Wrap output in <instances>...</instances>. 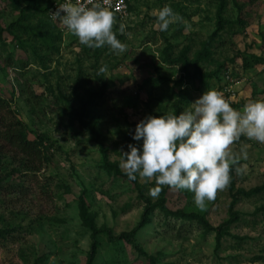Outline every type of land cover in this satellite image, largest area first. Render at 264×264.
Wrapping results in <instances>:
<instances>
[{"label":"rangeland","instance_id":"374dc122","mask_svg":"<svg viewBox=\"0 0 264 264\" xmlns=\"http://www.w3.org/2000/svg\"><path fill=\"white\" fill-rule=\"evenodd\" d=\"M51 2L0 0V96L50 156L36 173L4 160L0 264H264V144L233 145L246 148L245 171L204 209L168 186L153 199L155 179L119 167L121 151L142 146L132 136L146 116L178 114L208 89L236 109L264 99V0H129L115 16L119 55L60 26L47 37ZM165 6L183 20L160 31Z\"/></svg>","mask_w":264,"mask_h":264},{"label":"clouds","instance_id":"9594fccd","mask_svg":"<svg viewBox=\"0 0 264 264\" xmlns=\"http://www.w3.org/2000/svg\"><path fill=\"white\" fill-rule=\"evenodd\" d=\"M50 20L54 24L59 20L88 48L108 46L117 55L127 51L114 31L116 19L108 0H64L50 12ZM157 20L159 30L167 31L183 18L165 6ZM118 31L124 33L123 24ZM242 137L264 144V99L236 109L221 92L208 89L178 114L149 115L141 120L132 138L142 140V146L129 144V151H121L119 167L130 181L155 179L156 186L148 191L153 199L168 186L194 193L195 206L204 209L206 201L215 200L230 185L233 168L238 173L245 171L238 165L247 159L246 148L239 153L233 150Z\"/></svg>","mask_w":264,"mask_h":264},{"label":"trees","instance_id":"16d2710c","mask_svg":"<svg viewBox=\"0 0 264 264\" xmlns=\"http://www.w3.org/2000/svg\"><path fill=\"white\" fill-rule=\"evenodd\" d=\"M50 4L46 5L45 8V12L49 20H50L49 12L51 8ZM114 16L119 17L116 14H114ZM52 24L53 25H51L48 29L45 28L46 26H43L42 23L39 24V28L41 27L40 30L47 29L46 31L47 37L53 36L52 29L54 28V26L57 28L59 27V25L56 23L55 24L52 23ZM225 24H226L225 20H221L219 29H223L225 27ZM24 32L27 33L28 29L24 28ZM16 39L20 42L23 40L21 36H17ZM23 44H24V40H23ZM200 57L201 56H199V58ZM103 86L105 89L106 84L103 83ZM83 125H87L90 131L94 132V128L91 127L89 123L86 124L85 122H83ZM13 152L15 153V155L11 156L10 153ZM17 155L21 157L20 170L24 168L25 170L32 171L34 173L40 172L43 169L45 163H49L50 161V156L45 152L42 144L38 140H31L29 138L26 123L22 121L20 118H18V115L16 114L15 110L12 108V105L9 102V100L0 96V189L1 187H3L2 184L5 182V180L9 178V176L11 175V172L7 174L2 173V170L4 168V160L6 158H11L14 159L15 161L18 157ZM20 170L14 169L13 173L16 171L19 172ZM80 208L86 224L91 225L92 223L91 229L93 231H96V224L93 221V219L91 220L90 212L87 209L84 200H82ZM179 215L183 217H188V215L184 213H180ZM96 246L97 244H95V247Z\"/></svg>","mask_w":264,"mask_h":264},{"label":"built area","instance_id":"2783aa9c","mask_svg":"<svg viewBox=\"0 0 264 264\" xmlns=\"http://www.w3.org/2000/svg\"><path fill=\"white\" fill-rule=\"evenodd\" d=\"M64 0H53L50 4V12H54L58 8V4L63 3ZM108 6L111 8L114 14L119 17H125L130 11L129 0H108ZM49 12V18H50ZM61 28H64L59 20L56 22Z\"/></svg>","mask_w":264,"mask_h":264}]
</instances>
